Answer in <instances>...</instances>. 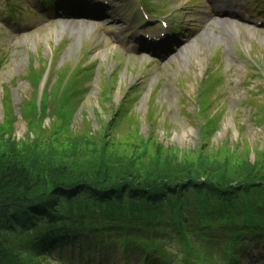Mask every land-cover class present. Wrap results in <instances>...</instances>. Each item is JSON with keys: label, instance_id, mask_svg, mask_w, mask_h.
I'll return each instance as SVG.
<instances>
[{"label": "rangeland", "instance_id": "obj_1", "mask_svg": "<svg viewBox=\"0 0 264 264\" xmlns=\"http://www.w3.org/2000/svg\"><path fill=\"white\" fill-rule=\"evenodd\" d=\"M106 2L113 19L46 20L25 6L26 12L11 11L30 26L10 31L0 16V164L13 158L30 164L39 158L37 163L50 171L65 167L68 175L60 180L72 184L93 180L104 169L113 176L110 183L130 177L139 185L141 176L152 183H182L192 176L223 188L221 196L234 195L244 184L243 203L234 197V203L217 210L216 224L194 195L188 220L180 212L153 220L156 229L163 228L156 222L166 217L174 224L167 226L169 233H149L157 240L148 244L176 259L172 264H264L261 251L253 261L248 256L235 262L243 240L236 245L234 227L228 246L202 241L217 233L225 234L220 240L226 238L232 225L224 232L215 227L242 221L249 202L251 222L264 224L259 220L264 213L256 209L264 205V186H258L264 181V28L232 19L209 21H227L222 25L200 24L201 16L187 15L188 0ZM141 2L156 9L149 26L168 23L167 13L185 25L175 53L159 59L135 52L139 31L148 34L146 26L136 29L144 18ZM191 3L195 7L201 1ZM6 6L0 0V7ZM159 32L153 31L156 37ZM36 99L42 100L40 115L28 106ZM257 213L259 219L254 218ZM124 232L100 229L94 241L85 232L49 258L18 254L17 264H125L122 243L128 262L142 264L143 251L135 242L142 241L135 238L142 232ZM16 244L21 251L22 240ZM79 249L88 256L79 255Z\"/></svg>", "mask_w": 264, "mask_h": 264}, {"label": "trees", "instance_id": "obj_2", "mask_svg": "<svg viewBox=\"0 0 264 264\" xmlns=\"http://www.w3.org/2000/svg\"><path fill=\"white\" fill-rule=\"evenodd\" d=\"M30 107L37 113L36 105L30 104ZM37 159L39 158L25 164L20 158H13L0 164V264H17L18 254L32 258H49L54 251L62 250L63 246L74 241L84 228L123 227L126 230H139L141 234L147 235L166 234L168 233L166 228L174 224L173 220L166 217L162 221H157V225H164L162 229H156L153 220L164 217L167 212L174 217L180 212L187 218L186 210L190 207L188 204L194 195L205 204L206 208L203 210H206L208 216L213 217L212 222L216 224L217 218L220 217L217 210L234 203V197L240 198L241 205L247 195V190L242 184L238 185L242 187L235 191L234 195L221 196L223 188H212L205 184L206 182L200 183L199 179H193L192 176L182 183L164 180L152 183L146 176V180L141 176L139 185L132 182L130 177L110 183L113 176L105 169L103 173L97 172L93 180L66 183L60 180V176L68 175L65 167H57L53 172L49 170L48 165L38 164ZM258 186H264V181ZM210 201L215 203L209 204ZM125 204L127 207H123ZM247 206L243 209L242 221L237 224L226 222L225 226L215 227L216 231L224 232L232 225L226 238L220 240L221 235L225 234L217 233L216 237L206 236L202 241L228 246L229 236L234 227V238L238 240L236 244L245 241L242 246L243 255L249 252L252 254L257 250L262 251L264 224L251 222L253 218L250 215L251 202ZM235 207L239 206L235 203ZM256 209L264 213V205L260 204ZM96 211L100 218L96 217ZM118 215L120 217L117 218ZM258 216L260 214L257 213L254 218L259 219ZM92 218H96L94 222ZM259 220L264 222V219ZM182 228L185 234L192 236L191 230ZM175 231L180 234L178 230ZM142 239L143 242L139 244L145 248L143 245H147L146 242H151L154 238L145 236ZM18 240L23 242L21 245L23 253L18 249L19 244H16ZM154 255L168 257L161 252ZM154 255H147L145 263L156 261L152 259ZM243 255L239 256L238 261L247 257Z\"/></svg>", "mask_w": 264, "mask_h": 264}, {"label": "bare ground", "instance_id": "obj_3", "mask_svg": "<svg viewBox=\"0 0 264 264\" xmlns=\"http://www.w3.org/2000/svg\"><path fill=\"white\" fill-rule=\"evenodd\" d=\"M101 4V2H100V0H96L95 1V3H94V6H97V5H100ZM154 44H156V43H154ZM143 264H151V263H145V260H143V261H141Z\"/></svg>", "mask_w": 264, "mask_h": 264}]
</instances>
